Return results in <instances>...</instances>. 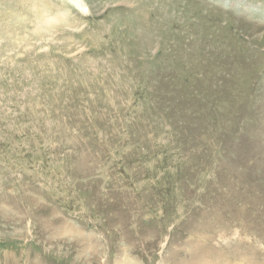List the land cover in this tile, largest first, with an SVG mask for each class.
Instances as JSON below:
<instances>
[{"label":"rangeland","instance_id":"1","mask_svg":"<svg viewBox=\"0 0 264 264\" xmlns=\"http://www.w3.org/2000/svg\"><path fill=\"white\" fill-rule=\"evenodd\" d=\"M0 264H264V0H0Z\"/></svg>","mask_w":264,"mask_h":264}]
</instances>
